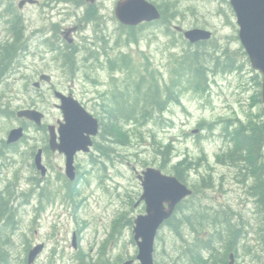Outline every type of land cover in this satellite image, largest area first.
<instances>
[{
	"label": "rangeland",
	"instance_id": "rangeland-1",
	"mask_svg": "<svg viewBox=\"0 0 264 264\" xmlns=\"http://www.w3.org/2000/svg\"><path fill=\"white\" fill-rule=\"evenodd\" d=\"M18 1L13 0L15 5ZM148 1L156 6L175 3L173 10L179 14L169 24L154 22L137 28L132 35V31L123 32L112 12L105 10L101 22L85 25L74 36L73 46H64L65 41L62 45H35L30 50L36 53L19 54L7 67V74L0 76V141L5 142L9 132L20 126L25 133L8 156L7 149L3 150L0 163V190L10 194L12 216L6 220L0 214V245L8 246L9 264H26L28 251L38 244L43 249L34 264H122L127 260L139 264L132 227L135 217L145 211L139 202L142 189L137 177L148 167L172 175L171 165L183 158L192 163L183 184L193 194L174 215L182 220L189 216L191 226L183 223L179 234L168 224L160 227L154 242V264H195L193 258L183 257V249L188 243L199 246L201 240L216 248L212 254L199 251L197 259L207 260L208 264H264V211L232 177L234 170L224 175V168L216 166V155L231 148L223 138L225 125L243 118L245 111L264 110L258 102L261 77L240 52L234 12L225 0ZM82 12L79 9L78 15ZM28 14L32 16L30 25L50 27L48 10H41V18L40 11L35 15L30 9ZM68 17L72 16L57 20L66 25ZM176 27L212 32L208 42L216 50L231 53L235 65L238 62L242 67L238 71H210L207 92L196 91L187 77L181 78L176 100L167 105L165 112L156 116L152 113V119L142 124L125 125L130 146L99 136L95 145L106 147L108 159L96 151L98 146L91 153L79 154L75 159L77 180L70 183L64 175L63 159L58 155L48 157L50 170L43 182L33 166L34 154L43 144L44 128L61 120V113L54 106L58 102L48 84L42 83L41 91L33 87L39 74L48 75L54 90L72 94L89 113L104 121L101 106L113 103L112 93L122 97L133 93L142 76L149 82L155 77L162 86L169 84L185 55L213 47L208 42L202 47L190 45ZM83 35L93 41L106 35L108 46L97 43V38L94 50L98 52L89 55L88 47L92 45L81 39ZM130 38L135 42L131 43ZM60 53H66V57L61 58ZM119 54L128 57L129 71L109 70L108 60L120 59ZM146 71L149 73H142ZM21 109L40 111L44 115L42 127L18 119L15 113ZM156 143L171 147V157L163 165L157 153L162 147ZM204 180L210 182V187L200 188ZM65 182L71 193L64 188ZM228 205L234 213L224 217L222 212L229 211ZM194 213L202 220L196 221ZM222 219L230 225L221 224ZM238 231L241 238L233 240L235 249L230 252L228 233Z\"/></svg>",
	"mask_w": 264,
	"mask_h": 264
},
{
	"label": "water",
	"instance_id": "water-1",
	"mask_svg": "<svg viewBox=\"0 0 264 264\" xmlns=\"http://www.w3.org/2000/svg\"><path fill=\"white\" fill-rule=\"evenodd\" d=\"M238 26V39L246 53L250 66L261 75V102L264 105V0H228ZM116 19L124 26H137L142 22H153L160 19L157 7L146 0H124L118 2L115 10ZM177 31H182L176 27ZM183 37L190 44L207 41L212 33L205 29L193 28L186 30ZM41 80L50 81L48 75ZM60 101L58 106L62 112L63 122L59 124L58 142L54 126L48 127L49 145L65 157V175L70 181L75 179L74 158L77 153H89L92 138L99 133L98 120L86 111L71 96L55 92ZM16 117L26 119L37 127L42 126L43 114L34 109L17 111ZM24 135L22 127L12 129L6 139L7 144L17 143ZM41 150L34 157L36 170L42 176L45 168L41 164ZM142 194L139 202L145 205V213L137 215L133 221L132 236L137 247L136 260L139 264H154L153 250L155 237L160 227L171 218L176 207L192 195V190L172 175L163 174L159 169L148 167L138 175ZM73 245L75 246L74 240ZM43 249L38 244L27 255V264H34L36 257ZM232 260V255L229 256ZM127 260L122 264H133ZM229 264H232L229 262Z\"/></svg>",
	"mask_w": 264,
	"mask_h": 264
},
{
	"label": "trees",
	"instance_id": "trees-1",
	"mask_svg": "<svg viewBox=\"0 0 264 264\" xmlns=\"http://www.w3.org/2000/svg\"><path fill=\"white\" fill-rule=\"evenodd\" d=\"M161 14V18L158 23H165L169 24L170 21L179 13L175 8V3L171 2H162L160 6H156ZM172 9V11H171ZM212 44V42H208ZM205 42L196 44L197 47H202ZM213 47L210 49L203 48L202 52L199 53L196 50L192 54H187L183 57L182 63H180L178 70L176 69L173 73V79H171L169 84L164 86L159 85L156 78L154 77L153 82L146 81V79L141 77L138 82L135 83L133 93L127 94L125 97H122V94H115L112 93V102L110 105L103 104L101 106L103 113L105 114V120H99L100 124V133L99 136L102 139H106L111 142V137L124 144L123 146H130L131 141L129 139L128 133L125 131V125L127 124H142L145 120L151 118L152 113L154 116L157 114H161L166 111L167 105L175 101L176 99V91L178 90V82L181 78L187 77V80L190 84H192L193 89L200 92H205L208 84L207 78L208 74L216 73L218 70L222 72L231 71L232 69H236L238 71L242 65H239L238 62L235 65V58L227 51H219L216 50L214 44ZM18 49L17 45H14L13 53H15ZM240 52L244 57L245 61L248 62L245 53L240 48ZM12 52H7V58L10 57ZM204 53V55H202ZM212 53V54H211ZM127 56H123L122 58L118 59H109L108 60V68L110 71H129V60H127ZM6 61L5 64H0V75L4 70L6 71L7 65L10 64L11 57ZM5 65V66H4ZM142 73H149V72H142ZM154 73H157L154 71ZM207 92V91H206ZM259 97V95H258ZM258 102L260 101V97L258 98ZM228 124L224 127V132L226 133V129H228ZM264 130V123L261 124L256 122L254 118H248L244 124L238 123V125L233 126L230 128V132H228L229 142L231 144V148L229 150H233L238 152L237 158L240 160L242 157L245 156L248 159L252 160L253 164L251 165L252 177L254 178V186L249 188L248 194L258 201L259 205L262 207L261 209L264 211V179L259 174L258 165L256 164V159L258 155V151L262 148V131ZM157 146L162 147L157 150V153L162 158V165L164 162L168 161L171 157V147L170 145H161L160 143H156ZM95 147H97L94 144ZM94 147V148H95ZM98 150V151H97ZM102 156L108 159V154L106 153V147L103 145H99L96 149ZM246 152H251L245 154ZM161 165V167H162ZM192 163L188 161L186 158L177 160L174 162L171 167L170 171L174 177H176L180 182L184 183V178L192 169ZM203 185L200 188H208L210 187V182L206 183L205 180L203 181ZM260 183V184H259ZM72 189L68 186V192L71 193ZM185 201V200H184ZM2 202L3 196L2 192L0 191V212L3 208ZM180 204L177 207V211L179 212ZM194 217L196 221L202 220L199 214L194 213ZM185 220H182V217L179 219L178 216L171 217L165 224H168L177 234L180 227L183 226V223L186 225L191 226V222L188 217H184ZM177 220V221H176ZM215 220V224L216 219ZM197 223V222H196ZM214 223V221H213ZM221 224H228V221H220ZM219 223V224H220ZM238 234V235H237ZM237 235V236H236ZM228 237L231 240V243L228 245V250L234 248V242L241 238V232H233L228 233ZM220 240V238L218 239ZM223 240V238H222ZM211 243L206 242L205 240H201V245L193 246L190 243L187 244L186 248L183 249V257L191 260L192 258L195 261V264L199 263H207L208 261H203L201 258L197 259L200 252L207 250L212 254L215 251V247L210 245ZM188 260V261H189ZM226 260V256H225ZM208 264V263H207ZM222 264H226L224 261Z\"/></svg>",
	"mask_w": 264,
	"mask_h": 264
},
{
	"label": "flooded vegetation",
	"instance_id": "flooded-vegetation-1",
	"mask_svg": "<svg viewBox=\"0 0 264 264\" xmlns=\"http://www.w3.org/2000/svg\"><path fill=\"white\" fill-rule=\"evenodd\" d=\"M121 1H124V0H19L17 2V5H15L13 0H0V64H5L6 61H9L8 59L10 57H11V60H10L11 61L10 64H11L19 56V54H22V53L23 55L25 53L29 55V53L31 52L36 53L30 50L32 47H35V45L37 46L47 45L49 43L53 45L59 43L60 45H62V41H65L63 42L64 46L66 47L73 46V44L75 43L74 36L81 33V30L84 28L85 25H90V24L97 25L98 22H101L105 18V15H104L105 10H110L112 12L113 17H114L113 20L120 25L119 28L122 31L123 30L127 31L126 33H128L129 31H132V35L134 31L137 30V28L140 29L142 28V26L151 25L154 23V22H142L138 24L137 26L122 25L116 20L115 13H114L117 3ZM148 2L152 3L151 1H148ZM110 3H112V6L110 5ZM30 9H32V12L35 15L37 14L38 11H40V18H41V10L42 11L48 10L49 15H46V18L48 17V23L50 24V27H47L46 24L39 25V26L30 25V19L32 18V16L28 14L30 12ZM79 9L83 10L82 15H78ZM66 12L70 14L72 17H68L67 24L63 25L57 20V18L59 19L62 17L63 19H66L68 16V14H65ZM79 16H81V18ZM102 25H103V22L100 24L99 27L101 28ZM97 38H99V41H96L97 43L108 46V40H109L108 36L101 35V36L96 37L95 39ZM81 39L84 42L89 41V44L92 45V47H88V49L91 51L89 55L92 54V52H98L94 50L95 39L93 41L89 37H85V35H83ZM129 41L131 43L135 42V41L133 42L131 38ZM14 45L18 46V49L15 53H13ZM7 52H12L10 57L8 58H7L8 55H6ZM60 55H61V58L66 57L65 56L66 53H60ZM119 56L120 58H122L123 56H125V54H119ZM67 57H69V55H67ZM9 65H7V67ZM5 72H6L5 70L1 72L2 74L0 76H5L7 74ZM42 75H45V74H42V73L39 74L38 81H35L33 83V87L36 90L41 91L42 83H45L49 85L48 88L53 91V94H55V92H58L54 90L52 86H50L51 80L49 82H46L45 80L40 79ZM64 96L72 97V94H68ZM56 100L58 104H55L54 106L61 113V120L58 119L55 125H46V127L44 128L45 135H44V140L42 142L43 144H41V146L36 149V151L39 149L41 150V160L40 161L43 167L45 168L44 176H42L39 172L40 177L43 178V182L48 177V173L50 170L49 165L46 162V159L48 157H52L54 155H58L59 157H61L64 162V171H65L64 155L58 153L57 151H52L49 145L50 136L48 134V127L54 126V132L57 135L56 141L58 142L59 135H58L57 129L59 127V124L63 122L62 112L58 107L60 105V101L57 98ZM248 118H254L256 122L263 124L264 123V110L261 107V111H258V112L250 111L249 113H246L245 111L243 113V118L238 117L237 119H233L236 122H231L230 124H228L229 128L226 129V134L225 133L223 134V138L225 139V141H227L226 142L227 145H228V132L230 128L233 127V125H238V123L244 124ZM23 138L24 136L22 137V139ZM97 138H99V135L96 136L95 138H92V141H93L92 148H94V144ZM22 139H20L15 144H7V142L6 141L4 142V140L0 141V146H1L0 163L2 161L1 160L2 153H4L3 150L7 149L5 154L8 156L9 154L8 151L12 147L17 146V144ZM262 141H263L262 148L258 151L256 164L258 165L259 174L264 179V130L262 131ZM237 153L238 152L233 151V150H227V149L223 150L220 154L216 155V166L224 168V173H223L224 175L230 174L231 171L234 170V174L232 177H234L237 180V182L246 189V194L249 195L248 194L249 188L255 185L253 183L254 178L252 177V174H251V171H252L251 165L253 164V162L247 157L245 158V156L239 160L237 158ZM244 153L247 154L251 152L244 151ZM79 154H83V153H77L74 158L75 178H76L74 181L77 180V177H76L77 166L75 164V159ZM231 156H232V159H231ZM234 158L236 159L237 163H234L235 162ZM33 166L35 167L34 160H33ZM64 175H65V172H64ZM74 181H69V183L74 182ZM63 186H65L64 188L68 190V184L66 182L64 183ZM2 196H3V201H6L7 205L5 202H2L3 208L0 214H3L6 220H9L12 217L10 213V205H8L10 194L5 195L4 192H2ZM256 204L259 205L258 201ZM228 206H229L228 207L229 211L227 212L226 210H223L222 212V215L224 217H227V216L231 217V214L234 213V211L231 210L232 208H230V205ZM7 247H8L7 245H0V264H9L8 262L9 256H8Z\"/></svg>",
	"mask_w": 264,
	"mask_h": 264
},
{
	"label": "bare ground",
	"instance_id": "bare-ground-1",
	"mask_svg": "<svg viewBox=\"0 0 264 264\" xmlns=\"http://www.w3.org/2000/svg\"><path fill=\"white\" fill-rule=\"evenodd\" d=\"M234 156H235V155H234ZM231 159H232V156H231ZM234 159H235V158H234ZM233 161H234V160H233ZM234 163H237V162H236V159H235V162H234ZM237 165H238V164H237ZM216 213H218V212H216ZM218 214H219V213H218ZM222 217H223V216H222ZM223 220H224V219H222V221H223ZM213 221H214V223H215V220H213ZM224 222H225V220H224ZM227 225H228V224H227ZM227 225H226V226H227ZM229 225H230V224H229ZM233 227H234V226H233ZM233 229H234V228H233ZM235 230H236V229H235ZM237 230H238V229H237ZM232 231H233V230H232ZM238 232H239V231H238ZM237 235H238V234H237ZM237 235H236V236H237Z\"/></svg>",
	"mask_w": 264,
	"mask_h": 264
}]
</instances>
